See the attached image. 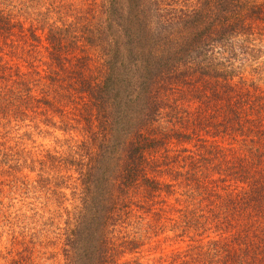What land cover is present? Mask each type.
Segmentation results:
<instances>
[{
  "label": "rangeland",
  "instance_id": "374dc122",
  "mask_svg": "<svg viewBox=\"0 0 264 264\" xmlns=\"http://www.w3.org/2000/svg\"><path fill=\"white\" fill-rule=\"evenodd\" d=\"M108 1L0 0V11L16 23L9 30L6 43L0 41L2 59L19 64L25 71H31L30 66L35 65L45 77L49 75L50 67L55 66L49 52L59 42L64 44L65 53L71 60L70 63L67 58L69 66L61 75L71 77V69L77 62L79 68L86 65L98 74L103 54L97 38L100 32L95 29L108 20ZM176 1L186 9L197 0ZM237 1L249 9L250 17L244 20L246 28L243 32L233 34L220 48L217 47L214 55L220 62L216 64L229 71L228 75L232 77L229 80L239 87L257 86L264 94V17L259 11L263 17L260 21L254 10L259 8L264 13V0ZM176 8L171 9L169 15L181 10L179 6ZM253 10L256 12L252 14ZM56 27L66 29L60 41L57 40L60 31L55 30ZM89 27L94 29L92 34ZM103 32L109 34L111 31L103 29L101 34ZM43 81L46 84L48 79ZM38 89L32 93L41 95ZM184 90L188 92L190 87ZM75 91L67 107H63L69 111L70 120L65 118L67 130H62L61 107H49L48 110L42 105L40 108L44 111L29 107L27 113L20 114L13 112L12 105L0 102V264H69L72 248L66 244L70 232L78 227V213L82 208L78 180L80 167L71 160L80 157L78 153L84 155L87 149L94 151L93 145L82 149L81 144L88 142L86 130H95L92 125L83 128L81 114L92 119V108L89 104L82 106L81 103L88 100L83 99L77 89ZM194 95L200 99L197 92ZM214 98L211 94L207 100L187 102L193 111L188 118L196 117L200 122L197 126L187 127H195L194 132L199 133L204 142L184 138L160 149L165 170L175 174L188 169V159L183 160L188 153L183 155V147L195 154L201 152V157H205L199 159L204 166L203 175L216 179L208 186L210 200L200 202L187 196L190 190L186 186L185 174L177 176L175 181L170 180V174L160 176L158 180L174 185L154 195L141 192L144 196L135 195L130 207L125 197L127 206L122 204L116 221L107 227L106 234L114 245H106L101 264H225L230 259L224 256L217 261L216 242L229 245V255L234 257L240 251L239 247L244 246L242 242L250 240L249 243L259 250L255 253L258 254V263L262 260L264 264V234L261 230L258 233L262 238L256 237L254 227L250 230L249 225L239 231L243 227L240 222L236 225L234 219L225 221L222 218L226 205L221 208L222 214L218 211L214 215L222 202L220 195L238 193L244 196L243 192L250 191L251 180L264 177V158L259 161L257 156L259 153L264 156V113L263 129L258 131L253 127V132L247 123L244 126L247 131L242 135L237 124L225 123L224 116L235 104L220 109L217 105L220 103H215ZM77 119L80 122H76ZM69 121L74 128H70ZM218 146L231 160L243 161L242 170L219 165V158L214 157V147ZM255 149L259 151L255 152ZM54 156L62 157V163L47 162ZM202 211L208 216L198 222L197 216ZM245 231H249L247 237Z\"/></svg>",
  "mask_w": 264,
  "mask_h": 264
},
{
  "label": "trees",
  "instance_id": "16d2710c",
  "mask_svg": "<svg viewBox=\"0 0 264 264\" xmlns=\"http://www.w3.org/2000/svg\"><path fill=\"white\" fill-rule=\"evenodd\" d=\"M168 1H108V20L95 29L100 32L97 38L103 54L98 74L86 65L79 68L77 62L71 69V77L61 75L71 60L65 53L64 44L59 42L49 52L55 66L50 67L49 75L45 77L35 65L30 66L31 71H25L19 64L4 61L0 55V102L12 105L14 113H27L29 107L44 111L40 108L42 105L48 110L49 107H61L62 130H67L65 118L70 120L69 111L63 107H67L76 89L83 99L88 100L81 103L82 106L89 104L92 108V119L84 113L81 115L83 128L92 125L95 130H86L88 142L81 145L83 149L91 144L94 151L86 148L84 155L78 153L80 157L71 160L80 167L78 180L82 208L78 213V227L70 232L66 244L72 248L69 264H101L106 245H114L106 234L107 227L116 221L122 204L127 206L125 197L130 207L135 195L141 192L154 195L174 185L158 180L162 175L170 174V180L175 181L177 176L185 174L186 186L190 190L186 195L200 202L210 200L208 186L216 179L203 175L204 166L199 159L205 157H201V152L195 154L189 148L181 149L183 155L188 153L183 157V160L188 159L185 171L175 174L165 170L163 165L160 150L164 149L163 145L181 142L184 138L204 142L200 134L194 132L195 127H187L200 123L196 117L188 118L193 111L187 102L207 100L213 94L217 102L213 101L220 103L217 104L220 109L235 104L224 116L225 123L237 124L242 135L247 131L244 127L247 123L253 132V127L258 131L263 129L264 94L257 86L244 87L241 84L239 87L229 80L232 79L229 71L216 64L220 61H216L214 55L217 47L220 48L233 34L243 32L246 28L244 20L250 17L249 9L237 0L235 3L232 0H197L186 9L177 5L176 0ZM177 6L181 8L177 11L180 14L169 15ZM254 10L257 14L260 11L264 17L261 9ZM254 10L252 14L256 12ZM259 16L261 21L263 17ZM15 25L10 16L0 11V41L6 43L9 30ZM89 28L90 32L94 30ZM63 29H55L60 31L58 41L66 32ZM103 29L111 32L101 34ZM45 78L48 79L46 84ZM188 86L190 90L186 92L184 89ZM37 87L41 95L32 93ZM196 92L200 99L194 95ZM76 122L80 121L77 119ZM69 124L74 128L71 121ZM214 148L219 165L242 170L243 161L231 160L220 146ZM257 156L259 161L264 158L262 153ZM54 157L47 162L62 163V157ZM250 185V191L243 192L244 196L228 193L219 198L217 194L222 202L213 213L219 211L222 214L221 208L226 205L222 218L225 221L234 219L236 225L240 222L243 226L241 232L245 226L249 225L248 229L254 227L252 230L259 238V230L264 234V177L251 180ZM202 212L197 216L198 222L208 216L206 211ZM248 233L245 231L244 236L247 237ZM249 242L251 240L242 242L244 246L239 247L240 251L234 257L229 255V245L216 242L217 261L225 256L230 259V263L225 264H263L262 260L258 263L256 259L258 254L255 253L259 250Z\"/></svg>",
  "mask_w": 264,
  "mask_h": 264
}]
</instances>
